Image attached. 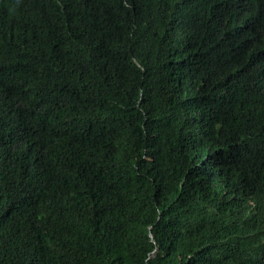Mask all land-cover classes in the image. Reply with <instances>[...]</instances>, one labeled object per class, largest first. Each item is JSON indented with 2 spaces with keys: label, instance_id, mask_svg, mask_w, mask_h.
Segmentation results:
<instances>
[{
  "label": "trees",
  "instance_id": "trees-1",
  "mask_svg": "<svg viewBox=\"0 0 264 264\" xmlns=\"http://www.w3.org/2000/svg\"><path fill=\"white\" fill-rule=\"evenodd\" d=\"M0 264H264V0H0Z\"/></svg>",
  "mask_w": 264,
  "mask_h": 264
}]
</instances>
